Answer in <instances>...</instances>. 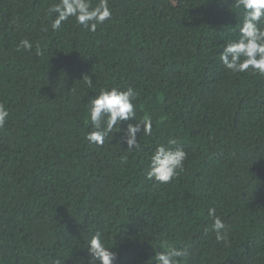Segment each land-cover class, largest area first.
<instances>
[{
	"label": "trees",
	"instance_id": "obj_1",
	"mask_svg": "<svg viewBox=\"0 0 264 264\" xmlns=\"http://www.w3.org/2000/svg\"><path fill=\"white\" fill-rule=\"evenodd\" d=\"M58 2L0 0V103L9 111L0 264H90L96 232L114 264H155L156 251L185 245L181 264H264V76L220 60L243 9L234 0H109L112 16L95 31L74 17L53 31L48 9ZM24 39L31 50L18 47ZM128 86L139 94L136 121L90 143V100ZM149 117L151 135L138 132L139 148L127 149V124ZM170 137L187 152L184 168L168 184L148 180L151 154ZM209 208L227 226L224 241Z\"/></svg>",
	"mask_w": 264,
	"mask_h": 264
},
{
	"label": "clouds",
	"instance_id": "obj_2",
	"mask_svg": "<svg viewBox=\"0 0 264 264\" xmlns=\"http://www.w3.org/2000/svg\"><path fill=\"white\" fill-rule=\"evenodd\" d=\"M234 3L243 9V20L238 38L224 46L220 60L225 68L233 73H246L251 70L254 74L264 76V0H234ZM48 13L54 14L55 17L51 24L53 31L59 30L70 17H74L78 25L95 31L98 25H102L112 16L109 0H98L95 6L91 0H59L50 6ZM18 47L31 50L33 45L30 40L24 39ZM86 83L91 86V78ZM138 96V92L132 86L101 89L89 102L91 130L87 132L86 139L90 143L103 145L109 135L120 130L122 122L135 120ZM8 117L7 107L0 103V128L5 126ZM138 132L151 135L150 117L139 123L127 124L123 137L127 149L139 148ZM177 144L178 140L170 137L165 144L156 146L146 171L148 180L168 184L177 177L178 171L184 168L187 159V152L182 147H173ZM121 162L126 163L127 156L123 157ZM208 215L213 217L216 240L224 241L227 235L225 222L215 215L213 208L208 209ZM88 245V252L91 254L90 264H97L98 261L100 264H114L117 254L106 245L101 232H96ZM154 257L155 264H181V260L187 261L190 258V252L185 245L170 248L168 251H156Z\"/></svg>",
	"mask_w": 264,
	"mask_h": 264
}]
</instances>
